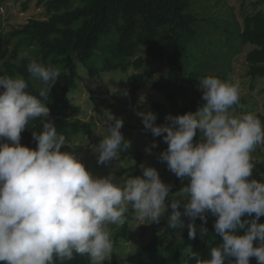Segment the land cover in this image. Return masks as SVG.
<instances>
[{"label":"clouds","instance_id":"obj_1","mask_svg":"<svg viewBox=\"0 0 264 264\" xmlns=\"http://www.w3.org/2000/svg\"><path fill=\"white\" fill-rule=\"evenodd\" d=\"M26 70L27 79L0 75V264H67L74 256L104 264L113 251L114 227L125 225L130 209L141 220L159 223L168 208L171 230L184 228L182 216L189 218V239L208 235L203 226L198 232L196 218L215 217L219 243L209 249L210 258L193 253L195 264H250L253 257L264 264V223H257L264 216V182L250 179L252 154L264 146V122L237 111L239 82L203 77L198 80L202 106L167 114L159 125L153 112L137 113L143 130L167 144L158 158L181 181L176 198L154 167L141 164L142 174L125 180L115 172L94 176L72 150H62L66 137L45 119L60 69L29 58ZM29 81L40 82L38 95L29 91ZM37 119L42 130L32 132L33 149L20 140ZM104 125L106 134L93 152L97 164L108 165L131 141L120 131L121 118L108 113ZM156 147L153 140L145 152Z\"/></svg>","mask_w":264,"mask_h":264},{"label":"trees","instance_id":"obj_2","mask_svg":"<svg viewBox=\"0 0 264 264\" xmlns=\"http://www.w3.org/2000/svg\"><path fill=\"white\" fill-rule=\"evenodd\" d=\"M203 1L209 0H200L195 4ZM32 2L41 10L42 18L28 19L26 23L9 32H3L0 23V44L6 42L10 45L9 49H0V75H24L27 79L26 65L29 58L39 59L60 69L61 74L50 91L46 106L50 109L47 118L66 137L67 143L62 150L73 151L69 143L74 138L81 135L91 136L92 133L90 124L77 118L80 110L69 96L76 87L81 68L91 78H97L100 72L127 73L132 70L128 77L129 88L130 93H136L145 87L147 81L146 60L154 63L165 62L168 72L156 78L151 89L163 96L179 114L195 112L201 103L192 102L191 106L179 109L177 102L192 90L194 83H199L198 80L208 75L201 68H205L210 61L205 52L209 55L212 49L209 50L208 44L204 45L203 41L204 36L215 31L216 34L222 32L226 36L222 43L217 40L220 45L231 46L232 51L227 55L237 50V44L250 46L251 49L245 56L247 75L252 80L264 79L263 9H243L242 27L237 30L236 22L232 14H229L230 8L224 14L230 20L223 22L221 26L210 19L199 18L197 8L192 5L191 0H23L22 11H26ZM262 3L264 0H259L258 4ZM4 4L5 0H0V11ZM201 4L203 6L205 2ZM198 10H206V7ZM210 21L212 23L209 25ZM212 24L215 29L213 31ZM197 28H202L206 34L199 33ZM229 40H233L232 44L227 43ZM215 46L216 44L214 48ZM222 54H217L216 57L224 58ZM21 56L24 58L21 59ZM40 87L39 81H29V91L33 94L38 95ZM108 96L109 89L102 83L89 90V101L95 112L109 111L112 108ZM150 105L156 109L160 107L149 101L142 106ZM257 116L264 122L261 114ZM41 130L40 120L31 122L21 133L20 143L35 149L32 132ZM196 139L194 137V141ZM131 155L139 162L142 153L129 148L122 151L114 163H126ZM254 164L259 168L258 171L264 173V162ZM128 171L133 172L134 176L139 175V165L134 163ZM252 178L255 177H250ZM181 187V181L176 177L175 187L171 192L176 194ZM133 212L129 210L128 220ZM170 212L169 208L165 213L166 217L156 223L157 234L151 235L148 242L143 240L145 223H148L146 220L138 228L134 240L128 232V220L119 230L113 231L114 246L110 255L112 264H118L119 259H122L120 264H195L193 253L202 258H210L209 249L218 244L220 239L213 228L215 217L207 215L206 222L196 218L194 223L198 232L199 226H203L208 235L200 236L197 233L195 239H189L186 228L182 236L189 243H180V240L175 241L172 238L175 230L167 227V215ZM247 218L245 216L241 219ZM188 223L189 220L186 225ZM257 223H264V216ZM122 243H130L131 252L124 255ZM67 264H89V259L87 256H74ZM250 264H257L254 257L250 258Z\"/></svg>","mask_w":264,"mask_h":264},{"label":"rangeland","instance_id":"obj_3","mask_svg":"<svg viewBox=\"0 0 264 264\" xmlns=\"http://www.w3.org/2000/svg\"><path fill=\"white\" fill-rule=\"evenodd\" d=\"M200 0H191L192 5L196 6L197 14L199 18L210 19L217 24L223 26V22H228L229 17L225 16L227 14L228 8L231 10L229 14H232L234 22H236L237 30L242 27V10L247 9L250 11H255L258 9L264 10V3L258 4L259 0H209L203 1L205 4L197 3ZM21 1L17 0H5V4L0 11V23L3 32H9L13 28L24 24L31 18H42V13L39 8L35 7V3L32 2L28 5L26 11H22ZM218 2V3H217ZM206 7V10L200 11L198 9H203ZM212 7V8H209ZM212 22H209V25ZM198 32L201 34H206L205 30L202 28H197ZM211 30H215L212 24ZM219 33V32H218ZM210 33L209 36H204L203 44H208L209 50L211 53H206L209 56L210 61L205 68H201L204 74L215 75L222 77L221 79H230L232 82H239L241 89V100L240 102L242 108L237 109L238 112H251L254 114H261L264 117V79L252 80L247 75V66L245 63V56L247 52L251 49L250 46H240L236 45V49L230 55H227L228 52H231V46L227 47L220 45L219 43L225 41L226 36L224 33L220 34ZM200 37V36H199ZM202 40V37H200ZM220 41L219 43L217 42ZM233 40H229L227 43L232 44ZM216 44L215 48L214 45ZM205 47V46H204ZM10 45L6 42H1L0 49L5 50L9 49ZM217 49V50H216ZM223 53L224 58H217V54ZM141 55V54H140ZM203 57V56H201ZM201 62H204L203 59H199ZM203 60V61H202ZM147 71H146V83L145 87L136 93H130L128 77L132 70H129L127 73H122L119 71L111 72H100L97 78H91L81 68L79 72V78L74 90L69 94L73 104L79 108V113L77 118L82 122L89 123L91 129V136L81 135L74 138L69 145L73 148V152L78 156L81 162L85 165L86 169L89 170L94 176H105L109 172H115V174L121 179L125 180L129 176H134L133 172L128 171L134 166V163L139 165V175H141L140 165L144 164L145 166H151L157 169L161 180L165 183L171 184L172 189L175 187V178L176 176L171 173L165 163L159 160V154L161 151L167 148V144L163 142L162 137H153L152 134L148 131L143 130V124L140 117L137 115L138 112H147L151 111L156 116L157 119L155 123L157 125L165 123V116L171 114L173 116L178 115L179 113L175 110V107L169 104L163 96L154 92L151 89L152 83L161 75H165L168 72V67L165 62L154 63L151 60L147 59ZM212 61V62H211ZM84 70V71H83ZM104 84L109 89V100L112 103V108L109 111L102 110L100 113L95 112L92 108V105L89 101V90L95 88L99 84ZM199 83H194L191 87V91L185 96L181 97L178 100V108L181 109L184 106H191L192 102L201 103V90L198 88ZM150 102L152 104H158L160 107L156 109L153 105L149 107H143L144 102ZM141 106V107H139ZM199 106V107H200ZM252 106V108H251ZM198 107V108H199ZM197 108V109H198ZM108 113L113 114L115 117L121 118L123 120V127L121 128V133L125 139L131 141L130 149L142 153L140 161H136L135 157L131 155L127 158V162H118L114 161L109 162L108 165L97 164L96 155L93 152V148L97 145L103 135L106 134V128L104 125L105 117ZM181 115V114H179ZM49 119V118H45ZM155 140L157 143L156 148L151 149V153L145 152L146 147H151V142ZM264 153V146H259L252 154L253 163L254 162H264V156L261 154ZM259 168L254 166L253 175L258 181L264 182V173L258 171ZM257 171V172H256ZM173 196L180 197L179 191L174 193ZM166 204L168 203V198H166ZM169 209V208H168ZM183 212V210H181ZM165 216L161 218H165ZM182 219L185 222V227L182 229H175V232L172 235L173 240H180V243H189V241L183 238L182 234L186 230V222L189 218L182 216ZM145 220H141L133 212L131 219L128 220L129 234L130 238L134 240L136 237V232L138 228L144 224ZM145 234L144 241H149L151 235L157 234L158 226L156 223H145ZM114 227V226H113ZM120 229V228H119ZM119 229H115L117 231ZM142 241V242H144ZM124 255L131 252L132 245L124 244ZM122 259H119L118 264L121 263ZM104 264H112L111 256L104 262Z\"/></svg>","mask_w":264,"mask_h":264}]
</instances>
